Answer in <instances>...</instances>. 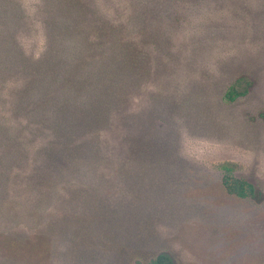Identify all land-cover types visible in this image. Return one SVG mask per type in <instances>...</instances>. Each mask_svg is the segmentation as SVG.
<instances>
[{"label":"rangeland","instance_id":"obj_1","mask_svg":"<svg viewBox=\"0 0 264 264\" xmlns=\"http://www.w3.org/2000/svg\"><path fill=\"white\" fill-rule=\"evenodd\" d=\"M115 2L92 0L113 18L134 9L117 0L120 10L113 11ZM146 4L154 14L148 17L146 38L138 33L139 21L129 36L140 43L142 64L131 75L133 82L118 91L116 99L126 93V100L108 122L111 128L99 133L102 155L114 162L102 167L108 181L103 191L111 200L100 203L115 211L141 201L116 200L120 190L114 166L120 161L127 165L129 145L151 144L152 153L171 166L163 169L176 168L170 177L182 179L168 186L177 199L169 200L170 213L165 214L170 217L150 219L147 242L125 241L118 250L90 235L92 245L79 239L76 245L68 231V225L73 227L70 217L78 214L86 222L90 213H81L74 201L39 200L37 184L24 179L31 170L6 167L15 174L6 183L0 166V264H148L161 251L175 264H264V0ZM5 7L7 2L0 0V9ZM36 20L27 22L37 26ZM32 36L24 37L30 47L37 40ZM231 85L240 94L229 101L224 96ZM95 129L84 134L95 137ZM135 158L131 161L138 173ZM223 163L260 195H229L221 184ZM122 224L135 238L134 222Z\"/></svg>","mask_w":264,"mask_h":264},{"label":"trees","instance_id":"obj_2","mask_svg":"<svg viewBox=\"0 0 264 264\" xmlns=\"http://www.w3.org/2000/svg\"><path fill=\"white\" fill-rule=\"evenodd\" d=\"M5 1L8 8L0 9V166H4L5 182H13L10 175H15L8 174L6 167L31 170L32 175L24 179L37 184L39 200L74 201L81 213L89 212L86 222L78 214L70 217L73 227L68 225V231L76 245L77 239L92 245L90 235L118 250L125 241L147 242V223L170 217L165 214L170 213L169 200L177 199L168 186L182 179L170 177L176 168L163 169L171 166L152 153L151 144L139 145L140 149H132L131 144L124 159L127 165L120 161L114 166L120 190L116 200L141 201L128 204L125 210L108 211L100 203L111 200L103 191L108 181L102 167L113 158L102 155L104 141L99 137L102 130L111 128L108 122L126 100V93L116 99L120 87L133 82L131 75L137 72L138 62L142 64L140 43L129 36L138 21L143 22L140 37L147 36L146 23L154 14L146 0H126L134 7L131 14L122 10L115 18L94 7L92 0H36L28 5L36 7V16L27 7L32 0ZM115 1L113 11L120 10ZM103 8L108 12L109 6ZM36 18L37 26L27 22L37 23ZM29 35L37 39L32 47L28 38L24 41ZM238 94L231 85L224 98L230 101ZM94 128L95 137L84 134ZM132 157L141 167L138 173ZM220 172L229 195L241 199L260 195L230 164H221ZM130 221L135 224V238L122 224ZM147 263L175 261L161 251Z\"/></svg>","mask_w":264,"mask_h":264}]
</instances>
